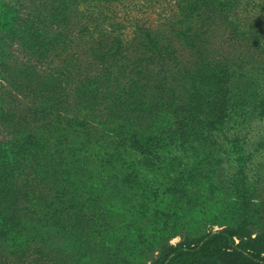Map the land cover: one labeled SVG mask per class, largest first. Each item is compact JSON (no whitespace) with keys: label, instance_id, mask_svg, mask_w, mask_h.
I'll return each instance as SVG.
<instances>
[{"label":"rangeland","instance_id":"obj_1","mask_svg":"<svg viewBox=\"0 0 264 264\" xmlns=\"http://www.w3.org/2000/svg\"><path fill=\"white\" fill-rule=\"evenodd\" d=\"M72 1L0 0V264L264 235V0Z\"/></svg>","mask_w":264,"mask_h":264},{"label":"trees","instance_id":"obj_2","mask_svg":"<svg viewBox=\"0 0 264 264\" xmlns=\"http://www.w3.org/2000/svg\"><path fill=\"white\" fill-rule=\"evenodd\" d=\"M68 4L71 6L75 2L71 0ZM68 18L65 14L59 24L52 20L48 26L60 25ZM174 179L180 182L177 175H174ZM235 238L238 240L236 243ZM193 244L199 245L190 247ZM179 258L185 263L180 262ZM176 259L179 264H264V235L258 234L252 238L250 232L239 223L199 238V241L185 240L164 258V263L156 261L154 264H174Z\"/></svg>","mask_w":264,"mask_h":264}]
</instances>
